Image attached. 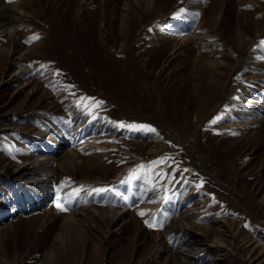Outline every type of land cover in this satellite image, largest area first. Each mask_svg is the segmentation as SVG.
Here are the masks:
<instances>
[{
	"label": "rangeland",
	"instance_id": "obj_1",
	"mask_svg": "<svg viewBox=\"0 0 264 264\" xmlns=\"http://www.w3.org/2000/svg\"><path fill=\"white\" fill-rule=\"evenodd\" d=\"M14 1L28 12L9 18L22 44L14 57L27 50L21 59L34 67V81L24 89L21 81L5 84L9 71L0 56V205L11 202L10 182L13 200L21 197L28 177L18 166L33 151L48 154L49 144L37 141L42 130L62 124L65 137L73 123L84 124L89 131L68 137L57 153L71 148L81 164L65 173L54 164L51 179L57 188L65 182L71 203L122 208L132 198L133 222L106 245L107 229L121 222L92 217L99 229L68 231L52 216L54 197L35 207L26 201L0 214V264H178L165 263L171 250L158 254L154 240L158 234L173 244L167 225L192 207L201 208L185 216L195 227L214 219L232 227L215 252L186 264H205L215 254L219 264H256L264 253V130L218 127L244 119L235 111L250 90L264 89V0H138V7L132 0ZM177 11L200 29L199 52L191 45L174 57L178 43L158 39L159 24ZM211 41L217 43L205 44ZM0 46L10 47L6 36ZM84 97L104 103L90 111ZM147 237L151 242L142 243ZM248 242L255 251L244 250Z\"/></svg>",
	"mask_w": 264,
	"mask_h": 264
},
{
	"label": "bare ground",
	"instance_id": "obj_2",
	"mask_svg": "<svg viewBox=\"0 0 264 264\" xmlns=\"http://www.w3.org/2000/svg\"><path fill=\"white\" fill-rule=\"evenodd\" d=\"M13 1L0 0V36H6L10 41V47L0 46V56H2L3 60L7 62L9 71L8 78L4 81V83L10 85L12 83L21 81V88L24 89L33 84L34 67H32L27 62V60L21 59L27 55V50L21 52L17 59L15 58L16 56L14 57V54L21 50L20 48L22 44L17 36V25H15L14 23L12 24L9 18H11V16L15 13H21L25 16H28V12L19 8L18 1ZM132 1L137 7L140 6L138 0ZM157 1L158 0H151L152 6L155 5ZM181 13L182 12L177 11V15L168 18L164 22H161L157 29L158 39H163L167 43H172L173 41L178 43L170 53L174 55V57L181 56L186 53L191 45H193L194 48L198 45L200 48L204 46V44L202 45L204 41L201 37L198 36L199 33H197L200 29H191L194 24L192 16L186 15V17H182ZM214 42L215 41H211L205 44L210 45L217 43ZM200 48L196 47L195 49L197 52H199ZM199 72L202 73L203 77V66L201 67ZM261 77H263L261 80H263L264 82V75ZM214 85L215 82L212 86ZM35 87H32V93L38 92L34 90ZM256 93L257 94H255L254 91L250 90L247 94L248 97L246 99H243V101L241 102L242 109L239 112L235 111V114H237V116H243L244 119L242 118V120H234V118H231L232 121H230L228 124L221 125L218 128H228L232 131H236L239 129V127L247 126L249 128L257 127L258 130L261 131L264 130V89L259 88L258 92ZM235 114L233 115L235 116ZM64 127L65 126H63L62 124L52 125V127H49L47 130H42L40 132L37 141H42L43 145L45 143L49 144L48 154L42 156L33 151L29 155L30 157L26 158L24 163L18 166V171L23 172V174L28 177V180L22 182L24 184L20 188L21 190H18V195H21V197L16 200H13V182L8 183L9 187H11V195L8 199L11 200V202L6 206H4L3 204L0 205V214L6 211L14 212L15 208H18L17 206L24 207V202L26 201L28 202V206L35 207L49 203L50 200L54 197L56 201L51 200V202H59L61 204L70 203L73 208H77L70 211H61L58 208H52L54 210L52 211V216L61 219L62 223L66 226L68 231H71V227L78 228V226L88 225L96 230L99 229L93 223L94 220L92 219V217H96L102 223L107 221L116 223L121 222L116 229H107V234L103 236L104 242L107 245L111 242V239H114L116 237L115 232L131 228L130 223H132L133 220L127 217V213L129 212V209L127 208L131 206L132 198L124 200L122 203V208L106 206L99 209L96 208L93 204L88 205L79 202L71 203L73 200L70 199L71 196L68 193L69 188L63 187L65 186V182L63 181L61 186L57 188V186L51 179L55 174L54 164L59 166L60 170H62L64 173L67 169H75L81 164L76 152L71 148L67 149V151L60 157H57V153L64 146L65 141L69 140V138L73 141L77 140L79 138V134H81L82 132H88L89 128L85 129L84 124L81 125L73 123L72 128L69 129L67 133V136L63 137L61 136L59 131ZM38 144L40 146V143ZM126 170L127 169L124 168L121 173L125 172ZM116 178L118 179V177ZM115 180V178L111 179L112 182H114ZM16 183H18V185L21 184L20 181H16ZM94 184L103 183L94 182ZM200 209L201 208L192 207L189 210H185L184 212L182 211L179 216H174L171 219V221L167 225V229L166 225L164 226L166 229V231L164 232L172 235V239L175 238L174 241L172 240L173 244L168 243V241L166 242L162 240L160 238V235L158 234L155 236L154 247L157 248L158 254L161 255L167 249L171 250V253L165 257V263H172L174 261L178 264H186V261L188 259L203 260L204 258H206V254L215 252L217 247H220L222 242L220 236L222 232H230L232 226L229 223L227 224L226 220L214 219L210 221V224H197L195 227L192 220L185 218V216L188 215L189 212H195ZM135 210L137 211L138 209ZM21 215L22 213H20V216ZM137 227L138 231L143 232L145 230V226L142 224H137ZM177 234H182V236L176 238V236L174 235ZM209 237L210 239H208ZM239 237H242L243 239V234ZM234 238L235 237H233L232 240H234ZM144 240L142 243L146 242L147 244H149L151 242V239L149 240V237H147L145 241ZM250 242H248V244L246 243L244 250L250 248L252 251H255V248L257 247L256 244L255 246H253L254 243L250 244ZM219 259V254H215L210 260L206 261L205 264H219ZM254 262H256V264H264V253L261 255H257L254 258Z\"/></svg>",
	"mask_w": 264,
	"mask_h": 264
},
{
	"label": "snow or ice",
	"instance_id": "obj_3",
	"mask_svg": "<svg viewBox=\"0 0 264 264\" xmlns=\"http://www.w3.org/2000/svg\"><path fill=\"white\" fill-rule=\"evenodd\" d=\"M81 103L84 105V107L89 108V110L91 111V109L100 107L104 102L103 101H97V100H95V98L84 97L81 99ZM213 123H215V121H213ZM120 126L125 127V125H123V124H121ZM128 127H132V128L139 127V128L147 129L149 131H153V132L155 131L154 128H151L150 126H147V125H139V126L128 125ZM162 162H163L162 160H158V161H153L151 163H152V165H158ZM97 191H99V190H97ZM77 193H78V190H77ZM56 207L59 208L61 211L67 210L60 203H57ZM150 226H152V225H150Z\"/></svg>",
	"mask_w": 264,
	"mask_h": 264
},
{
	"label": "crops",
	"instance_id": "obj_4",
	"mask_svg": "<svg viewBox=\"0 0 264 264\" xmlns=\"http://www.w3.org/2000/svg\"><path fill=\"white\" fill-rule=\"evenodd\" d=\"M170 211H172V209H171ZM160 212H161V211H160ZM160 212H159V213H160Z\"/></svg>",
	"mask_w": 264,
	"mask_h": 264
}]
</instances>
